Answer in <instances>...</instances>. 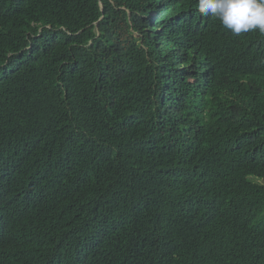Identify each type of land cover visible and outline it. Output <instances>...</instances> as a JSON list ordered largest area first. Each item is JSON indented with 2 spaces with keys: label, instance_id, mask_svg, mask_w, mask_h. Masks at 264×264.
<instances>
[{
  "label": "trees",
  "instance_id": "trees-1",
  "mask_svg": "<svg viewBox=\"0 0 264 264\" xmlns=\"http://www.w3.org/2000/svg\"><path fill=\"white\" fill-rule=\"evenodd\" d=\"M197 4L0 0V264H264V33Z\"/></svg>",
  "mask_w": 264,
  "mask_h": 264
},
{
  "label": "clouds",
  "instance_id": "clouds-1",
  "mask_svg": "<svg viewBox=\"0 0 264 264\" xmlns=\"http://www.w3.org/2000/svg\"><path fill=\"white\" fill-rule=\"evenodd\" d=\"M197 7L202 15L214 16L233 34L257 29L264 33V0H198Z\"/></svg>",
  "mask_w": 264,
  "mask_h": 264
}]
</instances>
